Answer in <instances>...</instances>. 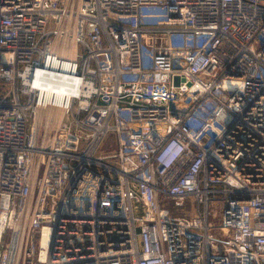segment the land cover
<instances>
[{"label": "built area", "instance_id": "1", "mask_svg": "<svg viewBox=\"0 0 264 264\" xmlns=\"http://www.w3.org/2000/svg\"><path fill=\"white\" fill-rule=\"evenodd\" d=\"M1 84L0 264H264V0H0Z\"/></svg>", "mask_w": 264, "mask_h": 264}, {"label": "rangeland", "instance_id": "2", "mask_svg": "<svg viewBox=\"0 0 264 264\" xmlns=\"http://www.w3.org/2000/svg\"><path fill=\"white\" fill-rule=\"evenodd\" d=\"M4 89V85H0V92L1 90ZM119 124H122V120H121V111H119ZM115 143H114V133L109 129L103 136L102 140L99 142V144L97 145L95 152L96 153H102L105 151H110V150H114L115 148ZM165 207L169 208V209H173L174 206L172 205V203H168ZM176 212V211H174ZM209 212L208 216H207V222L214 227L216 222H217V217L220 215V209L216 208V209H212L209 207Z\"/></svg>", "mask_w": 264, "mask_h": 264}, {"label": "bare ground", "instance_id": "3", "mask_svg": "<svg viewBox=\"0 0 264 264\" xmlns=\"http://www.w3.org/2000/svg\"><path fill=\"white\" fill-rule=\"evenodd\" d=\"M53 113H54L55 115H57V117L59 116L58 111H53Z\"/></svg>", "mask_w": 264, "mask_h": 264}]
</instances>
